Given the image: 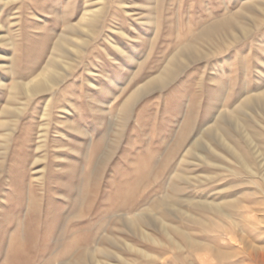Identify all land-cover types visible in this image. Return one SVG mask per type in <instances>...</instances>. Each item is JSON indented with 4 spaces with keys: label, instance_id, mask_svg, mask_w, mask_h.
Returning <instances> with one entry per match:
<instances>
[{
    "label": "rangeland",
    "instance_id": "obj_1",
    "mask_svg": "<svg viewBox=\"0 0 264 264\" xmlns=\"http://www.w3.org/2000/svg\"><path fill=\"white\" fill-rule=\"evenodd\" d=\"M7 9L0 3V264H180L162 224L194 237L202 230L180 212L244 192L224 190L242 170L219 132L241 152L248 139L264 152V0H16ZM95 10L94 33L57 90L10 102L13 83L51 60L65 73L76 57L55 44L80 36L75 26ZM189 41L202 42L190 61ZM180 59L171 79L129 100ZM9 103L26 112L1 114ZM44 110L52 120L41 143ZM263 227L219 264H256Z\"/></svg>",
    "mask_w": 264,
    "mask_h": 264
},
{
    "label": "bare ground",
    "instance_id": "obj_2",
    "mask_svg": "<svg viewBox=\"0 0 264 264\" xmlns=\"http://www.w3.org/2000/svg\"><path fill=\"white\" fill-rule=\"evenodd\" d=\"M15 1L16 0H9V1L8 0H0V3H2L3 9H7ZM243 5L244 6L241 8V12L244 11L249 6V5H245V4H243ZM254 5H255V3H254ZM249 8H252V7H249ZM8 12H9V10H8ZM247 14H248V12H247ZM1 16H2V12H0V18H1ZM244 16H245V14H244ZM100 17H101V11L100 10L85 12L82 15L79 23L75 26L79 30L80 36H78V37H76V36L72 37L71 36L70 37L66 34H62L61 37L59 38V40L57 41V43L55 44L54 50H57L59 52L61 50H66V52L68 54H71V56L76 57L75 59L72 60L73 64H71V63L68 64V62L67 63L64 62V66H63L64 67L63 71L65 72L64 74H62L60 71L56 70V68L54 66V61L51 60L47 64V66L42 70V72L40 74H38L37 76H35L31 80H29L28 82H23V83L15 82V83H13V86L9 92L10 93L9 101L13 102V101L17 100V96H18L19 92L23 93L25 95V98H27V101L29 102V101H32L33 99H35L36 97H38L42 94L50 93V92L54 91L55 89L57 90L59 85L63 82L65 74L67 76V72L73 67L74 63L77 61V58L81 55L82 51L85 49V45L87 44V40H89L94 33V25L99 21ZM11 18H13V17H11ZM11 18H9L10 19V22L8 23L9 27H13V25L15 24L13 21H11L12 20ZM228 24H229L228 22H224L223 24L221 23L220 25L221 26H223V25L227 26ZM75 27L73 26V28H75ZM3 28H5V27L0 25V30ZM214 28H217V26ZM242 28H244V27H242ZM240 29H241V27H240ZM211 32H213V28H210L207 31H205L202 35V38L208 37V35H210L209 33H211ZM122 34L125 36L124 33H122ZM81 36H85L86 38L85 37L81 38ZM211 36H213V35H211ZM209 38H210V36H209ZM4 41L7 42L6 37L0 36V45L2 42L4 43ZM199 41H192V42L189 41L190 43L188 45H186L184 48L182 47L183 48L181 50L182 52L181 51L180 52L185 53L184 56L187 60L190 61V58L194 57L196 55L195 53H198L197 52L198 51V44L202 43V42L199 43ZM62 54L64 55V52H62ZM198 56H199V54H198ZM181 59L178 60V62H176V64H173L171 66L172 69L169 67L167 69V71L165 73H163L162 76H160L159 78L157 77V79L150 81L149 83L146 84V86L139 88L132 96H130L129 100L139 96L140 92H142V90H144V89L149 88V86H152L154 84H158V85L161 84L162 85L163 82H166V79L167 80L171 79V77L173 76V68L178 67L179 64L181 65L184 63L183 60H181ZM171 63H172V61H171ZM263 95H264V93H263ZM22 104H24V103H22ZM63 110H65V109L63 108ZM23 111H25V109L14 108L9 103L5 107H3L1 114H3V113L7 114V113L14 112L13 114L14 115L16 114L15 116L18 117V116H20V114L24 113ZM40 119H41L40 121H42L43 123L38 126L39 127V132H38L39 136L38 137H39L40 142L43 143L47 140V136L49 133V126H50V123L52 120V114L48 113L47 110H44L43 113L40 114ZM7 123L8 122L3 121L1 119L0 120V128L3 129V127H6ZM200 137H201V135H200ZM218 137L220 139V143L229 151L231 156L235 159V161L237 162V164L239 165V167L242 170V173L235 174L237 177H240L242 180L239 182H230V181L228 183L226 182L227 185L224 186V190L231 191L234 188H236L237 186H239V187L243 188L244 192H242V196H241V194L240 195L235 194V195H232L230 197L227 196L228 198H225L219 202H215V201L206 202L205 201L202 203H198V205H197L198 210L195 212H183V211L180 212V215L182 217L189 218L191 221H193V223L200 230H202V231L197 232L198 235H196V236L194 235V237H192L189 234V232H186V230H184V228L181 225H175V226L173 225L172 226V225H169L167 223L162 224L163 229L167 233L166 234L163 231L165 233V236L168 235L171 239V241L169 240V242H172L171 243V249L174 251H177L179 253H182L184 255L181 260L178 258L180 260L179 261L180 264H198V263L199 264L200 263H203V264H219V262L221 261L220 260L221 258H225L226 256H228L226 251L233 250V249H235V250L239 249V247L242 246V244H244L247 241V237L250 234L249 231L250 230H257L260 228L261 225L264 224V220H263L262 216H260L258 214L259 209H261L260 208V206H261L260 198L264 199V152L262 150H260L261 148L259 149L257 146H255L253 144L252 140H249V139H248L249 150L241 152L239 149H237L238 147L236 148L235 146L230 144L228 138L222 132H219ZM222 145H220V146H222ZM262 146H264V145H262ZM40 148L38 147V150ZM43 148H41V149H43ZM211 150H213V152H216L214 148H212ZM201 158L204 159V161L206 160L205 157H201ZM212 161H213V159H212ZM39 162H40V160H35L34 164L36 165ZM161 202H163V201L161 200ZM199 209L208 210L210 212V214L205 215L204 213H202V211L200 212ZM169 220H170V218H169ZM168 231L171 234H174L176 236V238H172L171 234ZM148 233L145 232L143 234L147 239L151 240L156 245V242H157L156 239L153 238L152 235L148 234ZM166 238H168V237H166ZM151 241H149V242H151ZM159 244H157V245H159ZM163 245L166 246L165 243ZM129 247L132 249V251L135 250L136 252L142 254L144 257H147V258L153 257V259H154V257L156 258V256L150 255V253L142 251L141 249L139 250L138 248H136L134 246L129 245ZM193 254L195 255L194 257H196L198 260H195V258L191 257V255H193ZM230 256H232V255H230ZM157 258L159 259V261L163 260L160 257H157ZM231 258H233V257H231ZM111 264H113V263H111ZM256 264H264V254L261 255V257L259 258V261H257Z\"/></svg>",
    "mask_w": 264,
    "mask_h": 264
}]
</instances>
